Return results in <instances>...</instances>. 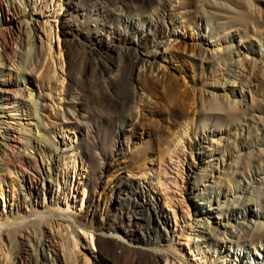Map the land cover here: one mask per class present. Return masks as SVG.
<instances>
[{
    "label": "rangeland",
    "instance_id": "rangeland-1",
    "mask_svg": "<svg viewBox=\"0 0 264 264\" xmlns=\"http://www.w3.org/2000/svg\"><path fill=\"white\" fill-rule=\"evenodd\" d=\"M116 2L5 0L0 10V19L13 18L8 52L15 68L0 65V71L24 100L17 99L18 112L3 111L0 120L29 131L28 150L42 171L30 169L39 181L16 220L9 214L12 185L16 197L27 181L22 173L0 176V220L8 218L0 221V264H108L102 256L108 244L103 221L87 214L89 206L102 211L112 206L117 217L128 219L145 200L132 187L137 200L123 190L112 196L119 176L125 184L140 183L153 199L163 219L150 237L167 235V241L131 243L128 228L119 225L114 240L128 249L121 261L109 264H144L150 257L156 264L258 262L255 254L264 253V240L250 249L237 238L239 228L233 236L216 223L232 225L231 219L241 222L252 212L262 216L256 223L264 229V0H167L164 11L157 5L142 9L144 21L136 25L150 34L160 24L162 31L145 49L149 62L133 69L136 92L128 103L116 79L129 70L135 37L128 34V43H119L117 36L127 34L123 25L97 16L101 5ZM81 17L88 27L77 25ZM106 42L113 44L109 52L98 48ZM28 94L37 101L42 130L29 125L23 106L30 103ZM68 108L76 115L72 126L60 119ZM127 112L137 117L134 126L126 122ZM12 113L20 116L10 121ZM190 117L193 129L184 134ZM122 124L128 131L120 137L123 155L97 182L99 144ZM5 129L0 126V132ZM37 132L53 147L31 139ZM83 134L87 140L77 149ZM198 226L216 228L220 235L204 241ZM136 233L149 237L144 230Z\"/></svg>",
    "mask_w": 264,
    "mask_h": 264
},
{
    "label": "bare ground",
    "instance_id": "bare-ground-1",
    "mask_svg": "<svg viewBox=\"0 0 264 264\" xmlns=\"http://www.w3.org/2000/svg\"><path fill=\"white\" fill-rule=\"evenodd\" d=\"M166 2L167 0H117L116 4L114 5L104 4L99 7V13L97 15L98 17L103 16L106 20H109V21L110 19L115 20L117 24L123 25L124 29L127 31V34L124 37H122V35H118L116 38V41L122 44H126L128 43L127 42L128 34H132L135 37L134 43L130 42L131 44H133V46H131L129 49L130 51H132L131 53L132 55H129L127 57L128 62H129V70L123 69L121 76L118 79H116V86L118 87L117 89L121 91V93L123 94V99L127 103L133 101L135 98L136 91H135V87L132 82L133 69L140 63L149 62V58L151 57V55L148 53L146 54L145 49L150 44L156 43L155 39L159 37L162 31V26L160 24H158L156 29H154L152 33L150 34L146 33V30L140 27V25L137 26L139 23L136 25V22L144 21V20L142 21V18L144 16L140 17V13H141L140 11L142 9H148L152 7L153 5H157L159 10L164 11L166 7ZM4 7H7L5 0H0V10H3ZM132 13H136L133 16L138 17V19H133V17L131 16ZM132 20H135V22L132 23ZM0 21H2L3 26H6L5 29H7L5 31L7 33V38L3 36L1 32L2 30L0 31V46L2 45L3 47L2 51H0V65L1 66L3 65V69L5 71H10L13 68L14 63H12L13 61L10 57L11 54L8 52V48H10V44H9L10 42L8 40L9 38L8 28H12L13 18H10V17L3 18L2 17ZM76 23L79 27H86V26L88 27V24L85 22V20L82 19V17L80 20H77ZM99 33L102 34V31L99 30ZM136 37H139V40L136 41ZM98 48L104 50L105 52H109L112 50L113 44L106 42L103 45L98 46ZM72 67H73V62L69 61L68 62L69 76H70ZM13 69L15 70V68ZM96 70H100V71L102 70L99 64L96 65ZM14 85H15L14 83L6 80V73H4V71L1 70L0 71V114H4L3 111L18 112L19 111L18 109H20V108L13 109L19 105L17 104V99H20L21 97L18 94V92H20L21 90H18L19 87L17 88ZM26 98L28 99L27 101H29L30 103L28 105L24 103L23 106L24 108L28 109V114H27L28 122H33V123H29V125H33L36 129L38 128L41 129L39 118H38L39 107H38L37 101L34 99L32 100V98L30 97V94H28ZM20 101L24 102V100L22 99H20ZM67 102L69 104H72L69 101ZM69 108L65 110L66 111L65 113H60V119L62 123L64 124L66 123L69 126H72L74 123H76L75 121L76 118H74V116L76 115L70 114L73 110H71V112L69 113L70 111ZM8 109H13V110L9 111ZM120 112L124 113V111H120ZM127 113L128 115L125 118L126 122L129 123L130 126L132 125L134 126L135 124H137L138 122L137 117L130 116L129 115L130 112H127ZM13 116H20V115H15V113L14 114L12 113L7 116L8 117L7 119L10 121H13L15 120V117L13 118ZM1 118H4V117L0 115V119ZM193 123H194L193 117L187 118L185 121V124L183 122L182 131L184 134H188L189 129L191 130L193 129ZM8 124L9 123H6L0 120V126L5 125V128H6L5 131L0 132V176L2 173H6L7 176L13 177L15 176V174L22 173L26 175L24 177L21 174L22 180L23 181L25 180V182L27 181L26 182L27 184H25L24 192L20 194L22 196L21 199H20V195H17L16 197L14 196L16 192L14 189V185H12L11 194H10L11 199L10 201H8L9 208H10L9 214L13 220H16L17 215H19V213H21L22 210L25 208L24 204L27 201L26 196L33 194V190L36 188V185H37L36 182L39 181L38 177H36L30 171L32 170L38 175H40L42 171L40 169V166L36 165V160H35L36 158L34 157V155L30 154L28 150L29 147L27 146V143L29 141L27 142L26 136H30V135L27 134L26 132H29V131L26 129L22 130L18 125L16 127V125H13V124L8 125ZM27 125L28 124H26V126ZM113 130H114V136L109 141L102 139V141L99 144L98 153L95 156L98 161L96 162L99 164L100 168L102 169L97 175V178H96L97 182H100L103 178V169L106 168V166L111 165L114 162L118 161V158H120L123 155L119 147L121 148V146L124 145L125 139L122 140L120 139V137L124 136L126 132L128 131L125 130V127L123 126V124L114 125ZM22 135L24 136V138L22 137ZM176 138L179 141L180 137L178 136ZM31 139L39 140V142H42V143H49L51 145V148L53 147V145L48 141L44 133L37 132L36 136L32 134ZM86 140H85V135L83 134L81 136V141H80V144L77 146V149H80L84 145V141L86 142ZM123 180H124V177L119 176L117 183L114 184V186L112 187L110 191L111 195L116 196L123 190L127 194L133 196L134 199L137 200L138 199L136 195L137 192L133 191L132 188H134L135 190H138V193L142 197L145 198V200L138 203L139 204L138 212L133 214L130 218L125 219L123 216L117 217L115 208H113L112 206L102 211L100 210V207L96 205L93 207L89 206L88 213H87V214L91 213V217L99 215V217L103 221L101 231H102L103 237L107 239L108 244L105 248L102 249L103 250L102 256H103V259L108 264L110 262L112 263V262L121 261L123 259L124 254L127 252V249H128L127 246L115 241L113 237L115 232L117 231V229H119L121 225L124 226L125 224L126 227L128 228V232H130L129 241L131 243L133 241H135L137 244H140L143 242L157 243L159 242L158 241L159 239L163 241H167V235L159 234V237L156 238L155 240L150 237L151 233H155L156 226L158 227L161 223V220L163 219V215L160 214V212H158L156 208L154 207L153 199L147 195V192L144 190V188L142 187L140 183L137 182V183H133L129 185L127 183L125 184V181ZM23 181L18 180V185H20V188L22 187L21 183ZM0 189H1V179H0ZM102 195H103V192L99 193V197H101ZM18 196H19V199H18ZM216 203L218 207L221 204L218 201H216ZM248 215L250 219H248L245 215L240 218L241 222H239V219H235V221L231 219L233 221L232 225H229V223L224 224L221 222L216 223V224L217 226L219 225L223 227L224 229L226 228L229 229L228 234L233 235V236L237 235L235 231L237 230V228H239V231H238L239 235H237V238L241 240V243L243 242L247 243L250 248V246H253L254 242H256L257 240H261V239L264 240V229L261 228L262 226L256 223V220L262 218L261 215L257 213H252V212H248ZM112 217L113 219L117 218V222H113V220L111 221ZM7 219L8 218H4L0 220L1 224H4V222H6ZM242 222H246V223H242ZM197 228L198 229L196 230V232H198V234L203 235L202 238L206 235L209 237L207 241L212 239V236L216 235V237H219L220 235V233L217 230H215L216 228H211V227L208 228V226L204 228L198 226ZM139 230L146 231L149 237L146 238L142 234L138 235L136 232H138ZM163 234H166V232L164 231ZM190 236L191 235L189 234V237ZM196 237H198V235ZM203 240L205 241V237L203 238ZM217 243L223 244L224 242L222 241V239L219 238V240H217ZM43 245L44 243L40 242L41 255L43 259H45ZM230 248L231 246H229V249ZM250 254L252 253L249 252V254L247 255L248 258ZM255 257L257 258L258 262L255 261L254 264H264V253L262 254L257 253L255 254ZM144 264H156V260L151 257L145 258Z\"/></svg>",
    "mask_w": 264,
    "mask_h": 264
}]
</instances>
